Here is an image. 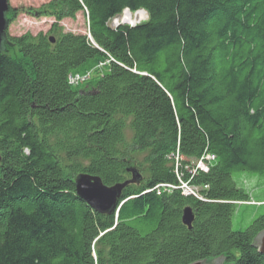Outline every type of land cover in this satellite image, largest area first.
<instances>
[{"label":"trees","instance_id":"obj_1","mask_svg":"<svg viewBox=\"0 0 264 264\" xmlns=\"http://www.w3.org/2000/svg\"><path fill=\"white\" fill-rule=\"evenodd\" d=\"M51 3L91 41L55 25L2 46L0 264H264V190L235 180L264 179V0ZM124 10L148 20L110 28ZM130 170L111 215L76 194Z\"/></svg>","mask_w":264,"mask_h":264},{"label":"rangeland","instance_id":"obj_2","mask_svg":"<svg viewBox=\"0 0 264 264\" xmlns=\"http://www.w3.org/2000/svg\"><path fill=\"white\" fill-rule=\"evenodd\" d=\"M9 7L15 10V14L12 12L8 14L9 23L7 29L8 37H21L26 34L31 36H37L38 34H48L52 37L50 32L55 29V25L59 26L64 33L71 34H86L90 40V36L87 30V20L85 14L82 12L76 13L74 16H64L55 12L54 4L51 5L53 0H8ZM51 3V4H50ZM62 17L60 21L57 19ZM126 17L130 18L126 21ZM148 20V15L144 10L137 12H130L124 10L120 16L113 18L109 22L110 28L116 26H137L145 23ZM91 41V40H90ZM7 54L11 57L18 58V52L16 48H8ZM83 81V77L80 76H69V85L75 86ZM126 137L128 140L131 139L132 134L129 130L126 131ZM209 159V158H206ZM211 160V159H210ZM204 169V167H201ZM141 179V178H140ZM240 187L251 193V195L259 196L261 191L264 190V179L253 177L249 175H240L235 179ZM191 191L192 189L189 188ZM195 196L194 192H186ZM199 194L197 195V198ZM200 198V197H199ZM258 200V198L254 199ZM248 204L255 205V202L251 201ZM248 211L245 208H241L237 211ZM260 211V210H259ZM260 212H264V208Z\"/></svg>","mask_w":264,"mask_h":264},{"label":"water","instance_id":"obj_3","mask_svg":"<svg viewBox=\"0 0 264 264\" xmlns=\"http://www.w3.org/2000/svg\"><path fill=\"white\" fill-rule=\"evenodd\" d=\"M8 0H0V51L5 42H7L8 21L6 14L9 12ZM51 42L53 40L51 39ZM1 163V158H0ZM132 179L122 184L112 187L105 186L101 179L88 175H79L75 179V191L80 200L89 206L96 213L101 215H111L114 213L118 200L121 197L122 190L129 184L136 183L139 180V174L130 170ZM190 208L183 210L182 221L185 226L191 227L194 220ZM254 247L260 254L264 255V231L258 234L254 239ZM222 258L214 259L209 262L201 261L192 264H223Z\"/></svg>","mask_w":264,"mask_h":264},{"label":"built area","instance_id":"obj_4","mask_svg":"<svg viewBox=\"0 0 264 264\" xmlns=\"http://www.w3.org/2000/svg\"><path fill=\"white\" fill-rule=\"evenodd\" d=\"M199 167H203L201 164ZM181 188L183 189L184 192H192L186 185H182Z\"/></svg>","mask_w":264,"mask_h":264},{"label":"bare ground","instance_id":"obj_5","mask_svg":"<svg viewBox=\"0 0 264 264\" xmlns=\"http://www.w3.org/2000/svg\"><path fill=\"white\" fill-rule=\"evenodd\" d=\"M6 19H7V14H6ZM125 19H126V21H127V20L130 19V18L126 17ZM7 20H8V19H7ZM140 178H141V177H139V180H140ZM191 213H192V212H191ZM192 216H193V215H192ZM182 222H183V221H182ZM187 227H188V226H187ZM188 228H189V227H188ZM223 264H224V262H223Z\"/></svg>","mask_w":264,"mask_h":264}]
</instances>
